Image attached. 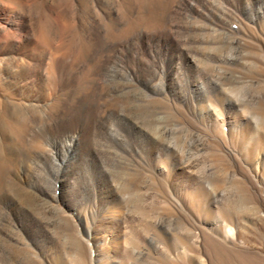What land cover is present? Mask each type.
<instances>
[{
	"label": "rangeland",
	"instance_id": "1",
	"mask_svg": "<svg viewBox=\"0 0 264 264\" xmlns=\"http://www.w3.org/2000/svg\"><path fill=\"white\" fill-rule=\"evenodd\" d=\"M131 2L68 0L91 48L59 81L60 0H0V264H264V0ZM41 116L79 136L59 175Z\"/></svg>",
	"mask_w": 264,
	"mask_h": 264
},
{
	"label": "bare ground",
	"instance_id": "2",
	"mask_svg": "<svg viewBox=\"0 0 264 264\" xmlns=\"http://www.w3.org/2000/svg\"><path fill=\"white\" fill-rule=\"evenodd\" d=\"M133 0H128L129 5L132 6ZM140 2H147L150 5H155L157 2H160V0H137ZM67 2L68 0H60V6H63L60 11H58V15L55 19L57 27L59 29L61 41H62V58H63V64H56V62L53 63L54 68L58 69V80L62 81L63 80V73L65 68L67 67L66 64H68V60L70 61H77L81 59V56H85L87 58V55L89 54L91 45H89V42H84L80 36V34L75 30V26L72 23H69L65 21V17L68 14L67 10ZM264 2H262L261 5H263ZM261 5L259 6L261 8ZM220 11H216L213 6L210 9V14L208 13L206 16L207 18H211L214 20V22H217L219 25H222V27H225L230 19L235 18V15L230 12V7L229 6H223L220 8ZM264 13V12H263ZM264 15V14H262ZM155 13L153 10H150V12L145 13L140 19V22H147V23H152L155 21ZM50 22H52L51 18L49 15H44L43 19L40 20L39 22V34L40 37L48 40L50 37ZM136 20H130L128 23V28L132 29L134 27ZM123 29H120L118 25L109 23L107 25V31L109 32L110 35H117L121 33ZM68 33H70V37H68ZM130 70L125 67L123 63L115 62L113 67L110 65L108 68V72L106 73L107 77L110 79V77L115 78H129L130 76ZM111 80V79H110ZM160 88H163L160 87ZM160 88H157L160 89ZM39 104V103H37ZM40 105V104H39ZM45 115V114H44ZM56 120L53 116H41L39 119L36 120H30V123L32 125H35L32 127L35 133H37L38 136H41L47 143V145L50 146V149H47V151H42L39 152V159H46L49 158L53 159V165L52 169L56 175H59L63 169L64 165H67L68 158L73 152V147L76 145L78 141V134L76 132H66L64 133L60 138L54 135L55 131V124L53 121ZM29 122V121H28ZM0 125L1 129H13V130H18L22 131L24 127L22 126V123H16L14 116H0ZM30 130V128H29ZM116 138V141L122 142L121 138L119 135L115 132L114 128H112L111 132ZM36 135V136H37ZM124 147L129 148L127 143L122 142L121 143ZM5 157L3 155V150L1 149L0 145V166L2 167L5 165ZM67 167V166H66ZM5 168V167H4ZM3 169V168H2ZM1 170V169H0ZM0 191H4V188L8 185L5 179H3L2 173L0 174ZM17 182V181H16ZM16 182H9V187L11 188H19L18 183ZM12 188V189H13ZM8 190V189H7ZM5 215H0V224L1 221H3ZM24 250V249H22ZM6 254V253H5ZM11 254V253H10ZM9 254H6L7 256V261L12 260V256ZM1 256V255H0ZM1 261V259H0Z\"/></svg>",
	"mask_w": 264,
	"mask_h": 264
}]
</instances>
